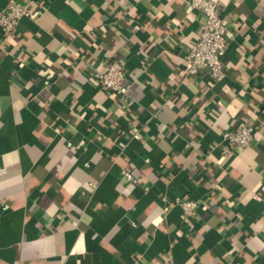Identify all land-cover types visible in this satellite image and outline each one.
<instances>
[{
  "label": "crops",
  "instance_id": "0c3cea01",
  "mask_svg": "<svg viewBox=\"0 0 264 264\" xmlns=\"http://www.w3.org/2000/svg\"><path fill=\"white\" fill-rule=\"evenodd\" d=\"M17 1L30 15L0 29V264H264V0L219 1L218 81L184 74L205 21L187 0ZM114 59L128 101L96 79ZM240 121L255 137L224 154Z\"/></svg>",
  "mask_w": 264,
  "mask_h": 264
},
{
  "label": "built area",
  "instance_id": "2783aa9c",
  "mask_svg": "<svg viewBox=\"0 0 264 264\" xmlns=\"http://www.w3.org/2000/svg\"><path fill=\"white\" fill-rule=\"evenodd\" d=\"M220 0H187L188 5L196 9L205 18L200 26L195 42L189 50L184 64V74L194 75L202 68L208 70L211 77L221 80L226 75L224 57L229 40V31L226 19L219 12ZM30 11L19 4L17 0H9L5 8L0 9V29L2 34L8 35L15 31L19 20ZM126 68L122 61L114 59L109 62L107 69L96 74L101 88L118 94L122 100L128 101V81ZM256 126L252 122L240 121L226 129L222 134L223 152L230 153V147L241 153L254 139ZM137 137V134L134 135ZM125 176L135 181L129 172ZM176 202L182 205L185 215H192L196 203L177 198Z\"/></svg>",
  "mask_w": 264,
  "mask_h": 264
}]
</instances>
